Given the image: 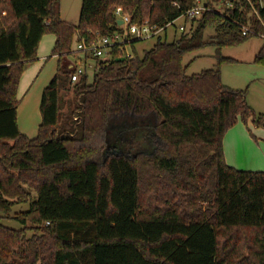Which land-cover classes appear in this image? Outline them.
I'll list each match as a JSON object with an SVG mask.
<instances>
[{"label": "trees", "instance_id": "1", "mask_svg": "<svg viewBox=\"0 0 264 264\" xmlns=\"http://www.w3.org/2000/svg\"><path fill=\"white\" fill-rule=\"evenodd\" d=\"M198 1L82 0L75 24L61 0H0V264H264V171L230 166L224 151L230 128L264 126V114L221 74L235 61L223 48L264 35L259 0H201L215 9L189 32L142 56L133 41V58L114 46L92 81H71L77 42L120 30L117 7L165 27ZM47 33L58 67L30 138L18 124V87ZM212 45L217 65L189 75L185 55ZM254 62L264 65V44ZM145 127L150 147L118 150L128 128Z\"/></svg>", "mask_w": 264, "mask_h": 264}, {"label": "rangeland", "instance_id": "2", "mask_svg": "<svg viewBox=\"0 0 264 264\" xmlns=\"http://www.w3.org/2000/svg\"><path fill=\"white\" fill-rule=\"evenodd\" d=\"M82 7V0H61V14L62 17L69 19L71 21H75V23L79 22V14ZM218 9H222L220 6ZM184 23L189 24L191 26L192 20H187L185 18H178L173 25H169V27L159 33L158 35L136 42L137 53L142 56L146 49H150L154 46V44L158 41V39H167L168 41H173L176 37H180L182 31L180 30V26ZM189 27V26H188ZM213 29H208L207 32L211 33ZM52 33L45 34L38 47V56L45 54L48 57L52 54L53 42L49 36H52ZM264 43L263 36H255L249 39L248 41L236 45V46H228L222 49V55L231 57L235 61L234 62H225L221 65V74L222 81L232 87L238 89L248 88L247 99L249 98L251 103L257 105L260 109H264V65L258 64L254 62L255 55L259 51V48ZM128 52H134L131 45L126 46ZM135 53V52H134ZM216 47L215 46H207L201 48L199 50L190 52L184 57V64H189L188 74L192 75L195 73H199L204 69L213 68L217 65V57ZM73 60L76 59L74 54L71 56ZM36 63V60L33 64ZM57 67V59L54 57L48 58L47 61L44 62L43 66L40 68L38 73L36 74L33 80L32 88L26 89L23 93H19L20 84L18 87V98L20 99V104L18 107V123L20 125L27 124V127H35L37 131L39 130V125L41 124V111L40 104L37 103V116H36V125L33 120L29 117L30 114V106L33 104L34 98L41 97L43 87H45L49 80L53 77ZM27 69V68H26ZM23 72V75L26 72ZM93 73H90L89 79L92 81ZM21 77V80H22ZM44 78L46 79L44 81ZM20 80V83H21ZM38 88V93L36 94V88ZM63 97V112H66L68 107V101L73 100L74 93L72 89L62 90ZM41 99V98H40ZM264 112V111H263ZM31 126H30V125ZM129 130V131H128ZM146 131V132H145ZM152 131V128L145 127V129H141L140 131H134L130 128L127 129L126 135L123 136L120 141H117L116 147L118 150H136L140 148V144L143 145L144 149L150 147V143L145 139L146 133ZM116 135L115 132L110 134V137L114 140ZM145 145V147H144ZM33 197H36V193L33 192ZM29 209V203L19 204L13 208L12 215ZM2 223L12 227L19 229L22 225L16 221L15 219H3Z\"/></svg>", "mask_w": 264, "mask_h": 264}, {"label": "crops", "instance_id": "3", "mask_svg": "<svg viewBox=\"0 0 264 264\" xmlns=\"http://www.w3.org/2000/svg\"><path fill=\"white\" fill-rule=\"evenodd\" d=\"M79 17H80V14H79ZM62 18L65 21L75 23V21H71L64 17ZM75 24H78V21ZM184 24L186 25L188 29L191 27L189 24H186V23ZM49 37L53 42V48H54L55 42H56V36L53 34L52 36H49ZM135 48H136V44H135ZM74 56H76L75 60H77L78 56L75 54ZM50 57H54L57 59V67H58V55L51 54L48 57L47 55L42 54L38 56L36 59V63L33 64V62L35 61L34 60L33 62L29 63L28 66L26 67L27 68L26 72L23 75L21 83H20L19 93H23L26 89L32 88V86L34 85L33 80L36 74L38 73L40 68L43 66L44 62L47 61L48 58ZM57 67H56V71L53 77L49 80V83L52 81V79L56 75ZM45 80L46 79L44 78V81ZM45 87L43 88L45 89ZM38 88L39 86H37L36 88L37 89L36 94L38 93ZM43 91H42L41 97L39 95L38 99L34 98L33 104L30 106L31 116L29 118L34 121L35 125L37 122L35 121L37 119L36 118L37 109H38L37 103L40 104V111H41V101H42ZM248 102L256 110V112L264 114L263 112L264 109H260L257 105H254L253 103H251L249 98H248ZM41 118H42V114H41ZM41 122H42V119H41ZM18 124H19L20 130L24 134L28 135L30 138H34L38 135L39 130L37 131L36 126L27 127V124L20 125V122ZM224 151H225L226 162L230 166H233L240 170L264 171V126H256L255 124H253L251 120L248 121V124H245L241 120L238 121V123L235 126H233L232 128L228 130V132L226 133L224 137Z\"/></svg>", "mask_w": 264, "mask_h": 264}, {"label": "built area", "instance_id": "4", "mask_svg": "<svg viewBox=\"0 0 264 264\" xmlns=\"http://www.w3.org/2000/svg\"><path fill=\"white\" fill-rule=\"evenodd\" d=\"M252 7L253 0H247ZM259 4L264 8V0H259ZM234 3L232 1L227 2V6L231 7ZM215 8L205 5L201 0L196 5L192 6L184 12L182 18L193 20L200 16L206 10H214ZM116 16L122 23L119 24L120 30H116L110 36H103L97 40L88 41L86 38L81 37L77 42L72 54L78 56L77 60L74 61L73 72L71 74V81L77 82L82 76H90V73H95L99 69L98 58H106L114 46L120 49H125L128 57L133 58L134 52H128L126 46L131 45L133 41L145 40L154 37L166 30L169 25L175 24L176 20L171 21L167 26L160 27L156 24H151L149 20L143 23H137L132 21V17L129 14L123 12L122 7H117ZM182 32H189L191 27L188 29L185 24L180 26ZM243 34L252 32V29L247 25H242ZM264 37V35H263ZM75 119H78L75 117Z\"/></svg>", "mask_w": 264, "mask_h": 264}, {"label": "water", "instance_id": "5", "mask_svg": "<svg viewBox=\"0 0 264 264\" xmlns=\"http://www.w3.org/2000/svg\"><path fill=\"white\" fill-rule=\"evenodd\" d=\"M122 23V21L121 20H119V24H121ZM103 61V59L101 60V62Z\"/></svg>", "mask_w": 264, "mask_h": 264}]
</instances>
